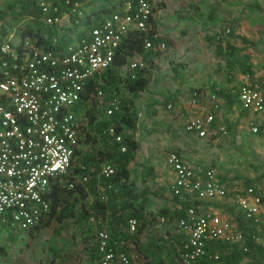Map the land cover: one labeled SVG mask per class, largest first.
Here are the masks:
<instances>
[{"label": "built area", "instance_id": "2783aa9c", "mask_svg": "<svg viewBox=\"0 0 264 264\" xmlns=\"http://www.w3.org/2000/svg\"><path fill=\"white\" fill-rule=\"evenodd\" d=\"M34 1L43 24L65 28L84 19L83 0ZM114 5V10L79 30L73 43L58 45L54 34L47 47L38 43L34 33L18 35L15 42L7 33L0 37V223L12 230L28 232L47 217L54 181L63 179L72 187L75 181L87 180L84 173L70 172L86 120L79 101L95 77L100 81L99 73L112 62L121 39L130 31H140L143 48L153 47L155 39L156 48H165V41L152 25L150 1L114 0ZM217 31L227 33L229 27L222 26ZM217 31L213 32L215 37L220 35ZM126 65L133 77L134 70L144 62L134 55ZM92 94L101 97L102 90L96 88ZM237 97L242 108L263 113L261 121L252 123L249 129L264 137V85L257 81L241 82ZM202 98L207 100L206 111L198 113L191 109L184 123L187 131L198 136L210 130L213 112L219 105L214 92L199 88L190 91L188 104L194 106ZM104 103L105 115L118 107L115 96H108ZM165 107L171 108V104L166 103ZM219 129L224 132L223 125ZM107 131L111 132L112 126ZM164 162L174 172L170 185L173 193L186 191L197 200L224 196L225 187L213 167H192L173 150L167 151ZM100 172L108 175L111 165L102 163ZM231 199L237 210L254 221L264 211V192L252 185L235 192ZM125 224L126 234H131L136 220L128 217ZM176 226L184 233L176 264H217L218 253L206 247L208 240L241 238V232L228 216L199 209L196 204L185 207ZM252 237L264 245V236ZM131 246L127 236L110 237L104 225L96 229L94 248L98 264H134L137 258Z\"/></svg>", "mask_w": 264, "mask_h": 264}, {"label": "crops", "instance_id": "0c3cea01", "mask_svg": "<svg viewBox=\"0 0 264 264\" xmlns=\"http://www.w3.org/2000/svg\"><path fill=\"white\" fill-rule=\"evenodd\" d=\"M93 2L88 4L93 5ZM159 8L153 12L152 18L155 29L168 40V47L164 51L145 54L148 80L139 92L140 105H133L136 121L131 135L138 144L128 163L129 175L135 178V186L143 190L150 203L171 209L179 204L171 195L174 172L164 162L167 151L177 152L192 167L211 166L225 187L224 196L214 201L192 199L199 209H211L222 214L230 204L229 218L235 225L233 213L237 207L231 196L247 185L264 192V137L249 129L252 123L261 121L263 113L242 108L237 100L225 102L223 97L216 95L219 105L213 112L214 120L206 135L198 136L187 131L184 123L191 109L198 113L207 109L204 98L194 106L188 104L189 93L194 88L205 92H213L217 88L233 91L244 81H257L264 85V32L257 29L259 20L264 26V16L255 19V11L245 9L246 14L253 15L251 20L254 23L252 33L245 37L237 33L242 20L238 19L240 10L236 7L229 12H223L220 7L221 13L214 14L212 10L208 13L211 15L204 14L201 19L188 13L180 28L170 24L168 30L161 28L159 19L170 23L172 18L156 16ZM169 12H173L172 9ZM227 22L236 24L231 27ZM185 25L190 28L181 29ZM222 26H229V32L217 31ZM215 31L222 37V51L228 44L236 47L232 53H215L212 39ZM243 66L247 67L245 71L241 69ZM166 103L171 104V109L165 107ZM220 125H223L224 132L220 131ZM131 167L135 168L131 170ZM4 236L2 240L7 246L12 245L8 235ZM80 248V252L73 254L75 259L70 264H93L82 243ZM1 250L4 251L0 244Z\"/></svg>", "mask_w": 264, "mask_h": 264}, {"label": "trees", "instance_id": "16d2710c", "mask_svg": "<svg viewBox=\"0 0 264 264\" xmlns=\"http://www.w3.org/2000/svg\"><path fill=\"white\" fill-rule=\"evenodd\" d=\"M122 1L118 0L119 3ZM148 1L152 4V12L160 7V1L157 3H153L152 0ZM99 4L97 2L93 5H87L85 8L83 6V18L88 19V14L98 8ZM114 6L113 1L109 12L114 10ZM21 14L27 15V21L19 23ZM39 16L40 13L34 0H21L18 15L14 19L16 32L20 37L34 33L38 43L47 47L56 27L43 24ZM151 21L155 29L152 15ZM226 24L234 27L236 23L227 22ZM6 33V30L2 28L0 37ZM212 36L216 54L232 53L236 49V47L228 44L224 46L222 51V45L220 44L222 37L220 35L215 37V34ZM142 38L143 33L140 31H130L126 34L121 39L112 62L99 73L100 81L97 82L95 77L81 95L79 105L83 107L86 120L79 133V145L75 149V157L70 172L71 175L84 173L87 175V180L83 183L75 181L72 187H68L63 179L54 181L49 191L50 205L47 217L28 230V232H31L49 227L54 220L57 222L67 220L70 225L78 227L79 231H82L80 242L93 264H98L94 248V234L101 225L105 226L110 237L114 238L117 234L129 237L132 243L131 250L137 258L134 264H176L180 238L184 233L179 230L181 236L171 234L168 238L158 237L162 242L155 245V247L150 246V241L148 243L140 241V234L157 220L168 224L175 222L176 225V219L184 214L185 207L196 204L189 192L173 193L171 190L172 198L179 204L178 207L173 206L168 209L161 205L155 211L146 209L149 202L148 196L144 195L143 190L137 189L135 178L129 175L128 163L133 158L138 144V140L131 135L136 121L132 98L145 88L148 80L145 54L163 51L168 47V40L161 35L160 38L165 41V48H156L157 40L155 39L153 41L154 46L145 49L142 47ZM134 55L139 56L144 65L134 70L133 77L130 76L129 70L121 75L119 68L127 64L129 58ZM241 69L245 71L247 67L243 66ZM96 88L102 90L103 100L92 94ZM213 92L215 95L223 97L225 102L230 103L236 100L238 102L237 87L233 91L217 88L213 89ZM108 96L116 97L118 107L112 113L105 115L104 101ZM108 126H112L111 132L107 131ZM116 135H119L118 140L115 139ZM83 144L93 145L94 148H92V151L90 149L84 151L82 149ZM102 163H109L112 172L103 175L100 172ZM246 183L250 184L248 181ZM254 188L257 190L256 187ZM181 197L183 198L181 199ZM212 200L214 201V199ZM231 208L230 204L227 205L223 214L230 217ZM128 217H134L136 220L134 231L131 234L125 232V223ZM160 217H162V220H160ZM233 219L235 220L234 228L241 232L239 240L212 238L206 243L208 249L218 253L215 263L264 264V245L252 237V234L264 236V213H260L259 219L254 221L252 218L245 216L244 213L236 210L233 213ZM86 222L87 231L83 232L81 229ZM162 249L166 251L167 259L161 255L160 251ZM0 252L2 253L3 250Z\"/></svg>", "mask_w": 264, "mask_h": 264}, {"label": "rangeland", "instance_id": "374dc122", "mask_svg": "<svg viewBox=\"0 0 264 264\" xmlns=\"http://www.w3.org/2000/svg\"><path fill=\"white\" fill-rule=\"evenodd\" d=\"M20 1L21 0H0V35L1 29L4 28L7 34H9V39L12 42L18 40L14 19L18 15ZM113 1L114 0H83L84 8L89 5V2H98V4H100L98 8L89 14L88 19L81 18L79 24L65 28H56L54 33L56 43L58 45H62L63 42L67 41L73 43L75 41L74 35L82 28L92 24L96 17L108 13ZM158 1H160L161 4L156 12V16H163L164 18L171 16L170 18H172V22L170 23L165 22L166 19L164 21L165 23L162 22V19H159L161 28L166 30L171 28V25L176 29L180 28L183 25L182 22L184 18L188 16V13L191 15L194 14L198 19H201L200 16L208 14L212 10L215 11L214 14L221 13L220 7L224 10L223 12H229L230 9L236 7V9L240 10L238 19H240V21L242 20L240 28L238 27L237 29V33L249 37V34L252 33L251 28H254V23L251 20V16L253 15L249 16L246 14L247 11L245 9L247 8L249 11L253 9L256 13V17L254 16L255 19L264 16V0H152L153 3H157ZM105 5L107 6L105 7ZM170 9H172L173 12H169ZM258 13H262V15L259 14L258 16ZM26 16V14H21L19 23L27 21ZM263 27L264 26L261 25V20H259V26L257 28H260L259 32H264ZM185 28L189 29L190 27L189 25H185L181 29ZM181 35H183V33ZM119 72L121 75L128 72L127 65L121 66ZM100 99H102V96ZM132 100L133 105H140L141 98H139V92ZM92 148H94L93 145H82L84 151L89 149L92 151ZM134 168L131 167L130 169L132 170ZM157 208L158 206L153 202L150 203V201L146 206V209H151L152 211H155ZM79 230L78 227L70 225V222L67 220H62L61 222L54 220L49 227L31 231V236L28 235L27 231L12 230L0 223V244L4 249L2 253L0 252V264H54V261L55 264H70L71 260L75 259L73 254H76L77 251H81L80 237L82 236V231L80 232ZM81 230H83V232L87 231V222ZM178 230L179 228L176 227L175 222L168 224L167 222L157 220L143 230L140 234V241L143 243H148V241H150V246L155 247V245L162 242V240L160 242L158 237L165 238L164 235H166L168 238L171 234L181 236ZM5 234L8 235V241H12L10 242L12 245L7 246L6 241L2 240L5 238ZM13 241L15 242L13 243ZM165 252L164 249L160 251L161 255L167 259ZM50 259L52 262H50Z\"/></svg>", "mask_w": 264, "mask_h": 264}]
</instances>
